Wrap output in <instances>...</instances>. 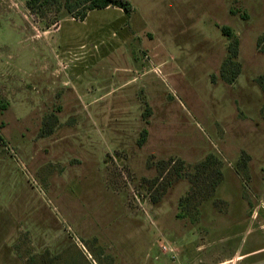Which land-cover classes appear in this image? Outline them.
<instances>
[{
	"label": "rangeland",
	"instance_id": "1",
	"mask_svg": "<svg viewBox=\"0 0 264 264\" xmlns=\"http://www.w3.org/2000/svg\"><path fill=\"white\" fill-rule=\"evenodd\" d=\"M28 1L0 0V264L264 247V0H127L84 19Z\"/></svg>",
	"mask_w": 264,
	"mask_h": 264
},
{
	"label": "trees",
	"instance_id": "2",
	"mask_svg": "<svg viewBox=\"0 0 264 264\" xmlns=\"http://www.w3.org/2000/svg\"><path fill=\"white\" fill-rule=\"evenodd\" d=\"M40 2L41 0H29L28 5L29 7L34 9L37 7V5H41ZM112 6L121 8L127 12H130L131 10V5L127 0H67L65 3V7L68 8L67 11L69 13H73L74 11L81 9L80 15L83 19L87 16L88 12L92 10L107 9ZM231 11L233 14L235 13L234 10ZM222 33L225 36L232 37V32L229 27H223ZM228 53H229L228 57L225 59V61L222 64L221 75L223 80H226L227 82H233V78L236 77L241 71L240 64L236 62L238 55V41H236L235 43H230V45L228 46ZM230 65H234L233 71H231L232 74L231 76L233 78L229 77L226 74L227 71H229ZM147 133H148V129L144 128L141 133V139L139 141L140 144H142L145 141ZM200 166L202 168L201 171L204 169L203 170L204 173L207 168L206 167L207 163H201ZM198 170H200L199 165H198ZM222 178H223L222 173L219 170H216L215 178L212 180L211 186L218 185V183L222 180ZM203 184L205 183L203 182ZM187 198L183 199V202L184 201L187 202ZM154 202H156L155 199ZM183 202L181 204H183ZM178 217H182V214H179Z\"/></svg>",
	"mask_w": 264,
	"mask_h": 264
},
{
	"label": "crops",
	"instance_id": "3",
	"mask_svg": "<svg viewBox=\"0 0 264 264\" xmlns=\"http://www.w3.org/2000/svg\"><path fill=\"white\" fill-rule=\"evenodd\" d=\"M242 246V247H241ZM259 247V249H258ZM203 248V247H202ZM201 248L200 252H203V249ZM207 249V247H204V250ZM264 251V247L259 246V244H250L248 247L246 245L243 246V244H240L239 246H231V249L228 251V255H224L222 253L218 255H212L210 253L206 255H201L200 264H218L221 262H227L230 261V259H233L235 256H238L240 259H244L246 261H249L250 258H253V256L261 253ZM229 256V257H228Z\"/></svg>",
	"mask_w": 264,
	"mask_h": 264
},
{
	"label": "built area",
	"instance_id": "4",
	"mask_svg": "<svg viewBox=\"0 0 264 264\" xmlns=\"http://www.w3.org/2000/svg\"><path fill=\"white\" fill-rule=\"evenodd\" d=\"M160 245H161V247L164 248L165 251H168V249H167V245H165V244H160ZM169 249H170V252H171V249H172V248H169Z\"/></svg>",
	"mask_w": 264,
	"mask_h": 264
}]
</instances>
